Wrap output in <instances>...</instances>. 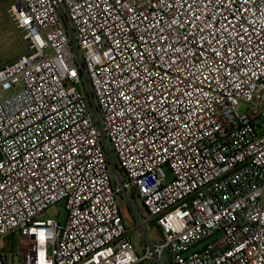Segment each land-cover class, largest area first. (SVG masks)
Masks as SVG:
<instances>
[{
  "label": "built area",
  "instance_id": "2783aa9c",
  "mask_svg": "<svg viewBox=\"0 0 264 264\" xmlns=\"http://www.w3.org/2000/svg\"><path fill=\"white\" fill-rule=\"evenodd\" d=\"M5 13L27 51L0 66V264H264V0Z\"/></svg>",
  "mask_w": 264,
  "mask_h": 264
},
{
  "label": "rangeland",
  "instance_id": "374dc122",
  "mask_svg": "<svg viewBox=\"0 0 264 264\" xmlns=\"http://www.w3.org/2000/svg\"><path fill=\"white\" fill-rule=\"evenodd\" d=\"M14 0H0V66L7 64L15 60L20 55L27 51L25 44L21 37L16 32L12 24L10 23L6 13L5 7H9ZM15 90H8L5 94H11ZM164 172L168 179L171 178V173L164 168ZM111 181H114V170L111 166L109 168ZM121 209L128 212L129 219L127 225L129 227V237L134 247L139 251L142 243L145 241L144 231L139 227L137 219L140 221L144 218V210L140 202L137 200L135 192L130 193V202H127L125 198L120 197L118 199ZM66 210L64 202H59L49 208L46 211L45 218L55 219L58 222H63L66 218ZM126 214V213H125ZM144 230L148 233V236L153 238L156 234L155 228L152 222H148L144 225ZM17 238L9 235L0 238V254H8L16 252ZM168 259H163L164 264H168ZM145 264H151V262H145Z\"/></svg>",
  "mask_w": 264,
  "mask_h": 264
}]
</instances>
